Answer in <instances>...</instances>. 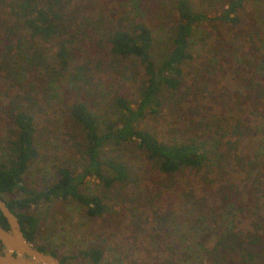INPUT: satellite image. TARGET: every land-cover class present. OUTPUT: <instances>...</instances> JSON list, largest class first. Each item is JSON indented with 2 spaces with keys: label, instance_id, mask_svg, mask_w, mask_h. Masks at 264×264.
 I'll use <instances>...</instances> for the list:
<instances>
[{
  "label": "rangeland",
  "instance_id": "374dc122",
  "mask_svg": "<svg viewBox=\"0 0 264 264\" xmlns=\"http://www.w3.org/2000/svg\"><path fill=\"white\" fill-rule=\"evenodd\" d=\"M228 1L191 0L207 20L194 31L193 60L184 68L182 93L138 127L164 139H184L196 128L218 145L219 133L231 131L239 122L248 138L234 151L214 148L202 171L183 170L173 176L161 174L133 142L110 150V155L126 161L130 181L104 192L98 180L87 178L83 188L88 194H105L108 211L92 218L70 200L33 206L30 212L38 223L33 247L54 253L60 262L67 258L65 264H93L84 254L91 248L103 252L99 264H214L210 252L222 226L242 242L249 234L262 235L264 129L260 123L264 120L256 118L263 111L245 100L246 88L238 83L245 72L234 65V58L243 55L248 61L249 51L264 49V0H247L235 25L219 18ZM174 4L175 0H72L63 12L65 37L72 43L70 65L62 75L54 59L57 49H42L51 67L47 75L34 72L26 78L13 77L16 68L0 54V141L11 131L9 103L26 94L33 98L29 104L39 158L24 176L25 187L41 190L54 184L61 167L74 173L82 170L83 141L69 118L73 102L84 101L110 122L118 117L117 97L136 107L145 81L143 67L136 58L112 57L103 41L115 29L140 23L153 32L155 52L165 54L175 21ZM4 16L0 12V18ZM164 96L168 99L167 93ZM220 189L231 201L222 211L217 210L219 203L223 206ZM22 196L16 191L12 198ZM244 247L255 256L254 263L264 264V242Z\"/></svg>",
  "mask_w": 264,
  "mask_h": 264
},
{
  "label": "trees",
  "instance_id": "16d2710c",
  "mask_svg": "<svg viewBox=\"0 0 264 264\" xmlns=\"http://www.w3.org/2000/svg\"><path fill=\"white\" fill-rule=\"evenodd\" d=\"M246 1L229 0L219 18L235 25L238 10L243 8ZM71 2L72 0H0V12L5 15L3 19L0 18V54L3 60L9 59L16 68L13 77L26 78V74L34 72L47 75V70L51 67L47 65L48 58L42 49H57L54 59L60 75L69 67L71 58L68 49H71L69 44L72 42L65 37L63 12ZM173 14L175 21L165 54L155 52L157 46L153 32L140 23L132 22L126 28L115 29L104 39L105 49L112 57L136 58L140 61L145 81L139 88L135 108L122 97L114 100L118 117L113 122L103 119L84 101H75L70 105L69 118L76 125L83 141L84 164L79 173L61 167L54 184L41 190L25 187L24 176L30 165L39 158L37 127L31 108L33 106L29 104L33 102V98L26 94L7 106L11 131L0 141V197L17 216L28 243L34 244L38 234L37 220L30 212L33 206L56 200H70L84 207L86 215L92 218L100 217L108 211L105 194H88L83 188L87 178L98 180L104 192L114 185L130 181L131 171L126 161L119 155H110V150L113 153L116 147L129 142L135 143L161 174L173 176L183 170L202 171L209 165L214 148L234 151L247 137L239 122L235 123L231 131L222 130L219 133L218 145L211 144L210 139L203 133L199 134L196 128H191V134L184 139H175L173 136L168 139L158 138L149 130L139 129L141 121L156 115L167 100L182 93L184 68L193 60L191 47L194 31L196 26L207 20L204 13L195 10L191 0H175ZM245 56L248 61L243 55H240V59L234 58V65H241L245 72L238 83L246 88L245 100L251 101V108L255 109L257 106L262 109L263 113L259 111L256 118L262 121L264 49H252ZM164 93L168 94V99ZM260 124L264 129V124ZM16 191L23 196L12 198ZM220 193L223 206L221 208L219 203L217 210L222 211L231 201L223 189H220ZM5 196L10 199L5 200ZM0 225L9 230L1 212ZM259 230L262 235L249 234L246 242H242L228 226H222L221 233L215 234L217 240L210 252L212 263L256 264L255 256L244 246H260L264 242V227ZM36 249L46 253L43 247ZM222 252L226 253V257L222 256ZM231 253L237 256L229 255ZM51 254L55 256L54 253ZM84 254L93 264H99L103 257V252L98 248H91ZM66 260L63 257L61 264H65Z\"/></svg>",
  "mask_w": 264,
  "mask_h": 264
},
{
  "label": "water",
  "instance_id": "95a60500",
  "mask_svg": "<svg viewBox=\"0 0 264 264\" xmlns=\"http://www.w3.org/2000/svg\"><path fill=\"white\" fill-rule=\"evenodd\" d=\"M0 212L9 227L5 230L0 225V264H61L56 256L38 251L25 240L17 216L1 197Z\"/></svg>",
  "mask_w": 264,
  "mask_h": 264
}]
</instances>
